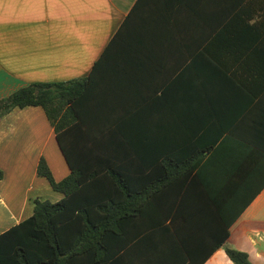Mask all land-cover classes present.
I'll return each mask as SVG.
<instances>
[{
    "label": "crops",
    "instance_id": "0c3cea01",
    "mask_svg": "<svg viewBox=\"0 0 264 264\" xmlns=\"http://www.w3.org/2000/svg\"><path fill=\"white\" fill-rule=\"evenodd\" d=\"M86 78L79 110L90 129L120 127L121 175L146 196L117 264H232L226 249L264 240V0H0V98ZM40 159L69 175L43 110L13 109L0 234L62 198Z\"/></svg>",
    "mask_w": 264,
    "mask_h": 264
},
{
    "label": "trees",
    "instance_id": "16d2710c",
    "mask_svg": "<svg viewBox=\"0 0 264 264\" xmlns=\"http://www.w3.org/2000/svg\"><path fill=\"white\" fill-rule=\"evenodd\" d=\"M89 92L86 78L30 84L0 98V121L15 108L43 110L70 169L56 182L40 159L37 174L62 198L55 203L35 200L29 218L0 234V264L119 262L113 250L119 251L122 222L140 214L145 192L132 188L121 175L120 127L90 129V114L79 110ZM225 253L232 264H251L245 252Z\"/></svg>",
    "mask_w": 264,
    "mask_h": 264
},
{
    "label": "rangeland",
    "instance_id": "374dc122",
    "mask_svg": "<svg viewBox=\"0 0 264 264\" xmlns=\"http://www.w3.org/2000/svg\"><path fill=\"white\" fill-rule=\"evenodd\" d=\"M58 193V192H57ZM257 225L264 226V214L262 213L260 219H258ZM251 239L256 242V245L253 247L251 244L248 243V240H244V246H241L242 252H245L250 262L252 261L253 264H264V240L258 234H251ZM257 251H261L259 258H255L254 253ZM251 262V264H252Z\"/></svg>",
    "mask_w": 264,
    "mask_h": 264
}]
</instances>
